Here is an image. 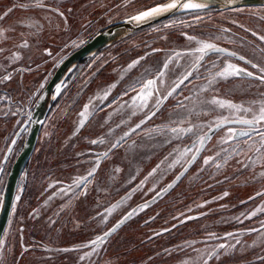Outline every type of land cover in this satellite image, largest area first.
I'll return each mask as SVG.
<instances>
[{
	"label": "rangeland",
	"instance_id": "374dc122",
	"mask_svg": "<svg viewBox=\"0 0 264 264\" xmlns=\"http://www.w3.org/2000/svg\"><path fill=\"white\" fill-rule=\"evenodd\" d=\"M60 1L0 0V204L27 130L3 163L7 148L21 124L29 120L58 64L120 18L170 0H86L88 5L79 11L72 7L69 19ZM208 8L183 10L173 15L178 17L114 42L63 79L19 179L0 240V264H264V146L249 125L237 122L217 127L223 118L251 119V113L207 104L217 98L257 110L264 102V82L254 77H216L209 83L229 63L254 76L264 75L259 71L264 67V40L260 39L264 9L221 12ZM50 14L54 20L62 21L63 15V21L65 17L78 23L75 31L68 20L67 25L53 26L55 36L61 37L63 27L68 26L72 30L69 38H74L45 52L38 34L47 31H42L48 21L43 16ZM24 38L30 41L23 43ZM197 41L238 54L208 52L195 63L201 55L196 51ZM240 55L245 60H239ZM188 72L192 75L179 83ZM147 80H155L156 85L147 107L140 108L138 95ZM174 88H190L189 97L181 99L184 94L179 98L175 93L171 103ZM157 99L162 101L158 108ZM255 127L264 131V124ZM173 128L178 132H172ZM189 128L191 132L180 131ZM200 137H206L203 144ZM71 158L81 167L88 164L87 170L74 172L75 182L83 185L82 196L101 199L102 206L92 212L99 211L98 220L100 215L106 227L95 244L98 237L90 240L87 236L93 233L75 236L70 242L57 234L58 241H50L37 234L38 228L33 236L27 226L29 219L43 216L40 184L45 181L46 188L54 176H63V167ZM209 174L223 176L211 182ZM110 182L128 186L118 196L116 190L103 189ZM97 187H102L101 194ZM224 216L233 222L221 226L218 221ZM29 233L32 244L39 247H28ZM67 249L73 252L68 254Z\"/></svg>",
	"mask_w": 264,
	"mask_h": 264
},
{
	"label": "water",
	"instance_id": "95a60500",
	"mask_svg": "<svg viewBox=\"0 0 264 264\" xmlns=\"http://www.w3.org/2000/svg\"><path fill=\"white\" fill-rule=\"evenodd\" d=\"M169 2H171V0L167 3ZM181 2H184V0H181ZM192 2L202 4L205 8L210 7L218 8L221 10L233 9L241 6L264 5V0H192ZM183 10L184 9H174L167 13H162L160 15L148 17L142 20L133 19V17L138 16L140 13L125 18L117 22L116 24L99 31L88 41H86L83 45H81L77 49L73 50L69 55H67L65 59L56 67L51 77L40 92L29 120H26L16 131L14 137L12 138L7 148L5 157L3 158L4 163L6 161L7 156L10 154L13 146L15 145L16 141L20 137L21 133L27 127V133L24 144L9 170L3 188L2 199L0 204V240L3 237L11 215L19 179L32 153L35 150L42 124L44 123L46 116L51 108L54 99L53 95L56 93L59 84L78 64L93 56L100 49H103L114 42H117L129 35H132L135 32L152 26L166 18L172 17L176 13L181 12ZM223 50L224 51L219 53L229 55L230 52L225 49ZM1 170L2 169H0V172ZM123 223L124 222L122 221L121 223L117 224L111 230V232H109L108 236H110Z\"/></svg>",
	"mask_w": 264,
	"mask_h": 264
},
{
	"label": "trees",
	"instance_id": "16d2710c",
	"mask_svg": "<svg viewBox=\"0 0 264 264\" xmlns=\"http://www.w3.org/2000/svg\"><path fill=\"white\" fill-rule=\"evenodd\" d=\"M83 62H81L80 64H82ZM174 89H175V91H173L174 97L171 100H168V101H171V103H173L175 99V95H176L175 93H177L178 97H179V94H184V97H182L181 99L185 98V96L189 97L190 88H187V89L174 88ZM169 119L170 117L166 116V120H169ZM90 132H92L93 134H96L94 131H90ZM169 142H172V141H169ZM69 157H72V156H69ZM76 160H77L76 158H71L69 162H66L65 166L63 167V176L62 174H60L57 178L56 176H54L53 181L51 183H47L46 188H44L45 181H44V185L40 184L39 197L40 195H43V196H41L38 199L40 200L42 207H43V210H42L43 216L38 218L36 221H35L36 217L31 218L29 219V223L27 224V226L28 225L30 226L29 230L33 232V236L35 234L34 233L35 228H38L37 234H39L41 237L43 236L44 239L50 240V241H58L56 237L57 234H61V236L58 235V237L62 241L66 240L70 242V240L73 239V237L83 236L86 233H93V234H87V236H89V239L93 240L94 235L96 237H99L100 233L103 232L104 228L106 227L105 223H101L102 218L100 215H99V220H98L97 214L99 211H97L96 213L92 212V210L95 209V207L102 206L101 199L99 197L88 199L87 195L85 197L82 196L81 187H83V185H81V182L79 183L75 182L76 177H74V172H77L79 169L87 170V167H88V164L86 167H81V165L76 164L78 162ZM47 162L48 161H45L43 165L46 164L45 166H47L48 165ZM45 166L42 167L41 171H43ZM90 168H92L91 165H90ZM135 171L130 175L132 183L134 182V179L132 180V178L135 175ZM48 174L50 175L51 172H49ZM222 176L223 175L213 177L212 174L211 175L209 174L208 179L211 182H213V181H217L218 179H221ZM204 177L207 179V176H204ZM66 179H67V182L65 183L64 181ZM70 180L74 182L71 181L70 183H68V181ZM110 183H113V184L108 183L104 186L103 189L105 190L112 189L113 192L114 190H116L118 196L122 195L128 186V183H123V184H120L121 182L120 183L110 182ZM85 189H87V187ZM96 189L101 194L100 189H102V187H97ZM67 191H69L68 195L65 194ZM75 192H77V194ZM31 197L32 196L30 194L28 196V199H30V207L31 205H33L31 201L32 199ZM108 201L109 200H107V202ZM105 205L104 207H106ZM77 212L82 214V216L79 217ZM232 222L233 221L227 218V216H224L218 221V223L221 226L229 225ZM31 236L32 235L29 233L27 239L29 241L30 246L28 245V247H39L37 244H34V245L32 244L34 243V239ZM71 252L73 251H69L67 249L68 254H70ZM62 254H63V250H62ZM26 259L27 260H25V262L27 263L28 258ZM49 259L51 258H48V260Z\"/></svg>",
	"mask_w": 264,
	"mask_h": 264
},
{
	"label": "snow or ice",
	"instance_id": "6c2138e0",
	"mask_svg": "<svg viewBox=\"0 0 264 264\" xmlns=\"http://www.w3.org/2000/svg\"><path fill=\"white\" fill-rule=\"evenodd\" d=\"M204 7V5L199 4V3H194L192 2V0H184V2H181V0H171V2L166 3V4H160L148 11L142 12L140 13L138 16L133 17V19L135 20H142L148 17H154L157 15H160L162 13H167L169 11H172L174 9H184V10H188V9H199ZM9 11H11V9H9ZM5 15H7V13H5ZM0 19H3V17H0ZM262 19H264V17H262ZM253 35H255V33H253ZM195 39L194 37H189V40H193ZM261 40H264V36L260 37ZM197 43L199 44V47L196 49L197 52L201 53V55L196 59L195 63H199L200 60L204 59V55H206L208 52H222L224 51L223 49L217 48L214 44L211 43H207L204 41H197ZM179 55V54H177ZM229 55L232 56H236V53H229ZM239 60H245L244 56H239L238 57ZM247 63H252L251 61H246ZM138 63V61L133 62V64ZM133 65H130L129 67L131 68ZM168 64L166 63L164 65V68H167ZM253 68H257L259 67L257 64H252ZM259 71L261 73H264V67H260ZM241 74H244L245 76L248 77H254L255 79H259L262 82H264V75L261 76H254V73L246 71V69L238 67L235 64H227L226 67H224L223 71H220L218 73H216L213 77L212 80L209 81V83H213L216 79V77H219L221 79H228L229 77H237L240 76ZM161 77L164 75L163 72L160 73ZM192 73L188 72L183 79L180 80L179 83H183L184 80H187L189 76H191ZM156 85V81L155 80H147L145 83H143L141 89H140V94L138 95V99L141 101V103L139 104L140 108H144L147 107L148 105V100L149 98H151L153 96V91L152 89L154 88V86ZM179 86V84H177V87ZM59 90V89H58ZM173 91H175V89H173ZM168 95H172V92H169ZM167 97H164V99H166ZM162 101L160 99L156 100V106L158 108V106L160 105ZM135 103V101H134ZM208 104L219 107L221 109H229L230 111H234V112H244V113H251V119H242V120H229L228 118H223L218 124L217 127H219L221 124H227V123H242V124H246L249 125L250 128L253 131H257L261 142H262V146H264V131L259 130L258 128H256V125H260V124H264V102L260 103V106L257 110H253L251 107H247L245 108L243 105H239V104H235L231 101H226L223 99H217V98H213L209 101H207ZM87 107V106H86ZM135 114V113H133ZM81 115H85V113H81ZM152 115H155V112L152 113ZM150 118V117H149ZM81 124H83V121H81ZM140 125H137V127H139ZM172 132H178V130L176 128H173L171 130ZM180 131H188L191 132L192 129H186V130H180ZM231 132V129L229 130ZM247 134V133H245ZM206 139V137H200L199 138V142L201 144L204 143V140ZM93 143H95V141H93ZM197 151H199V149H197ZM257 151H259V149H257ZM193 160L195 159V156H193L192 158ZM191 162V161H189ZM208 163V160H205V164ZM91 175V173H90ZM264 175V174H262ZM169 187H171V185H169ZM225 195H227V193H225ZM17 199H19V197H17ZM131 215V213L129 214ZM253 215H255V213H253ZM127 218V217H126ZM107 235V233L105 234ZM231 235V234H229ZM101 238H97V241H93L92 243L95 244L97 243ZM221 247H223V245H221Z\"/></svg>",
	"mask_w": 264,
	"mask_h": 264
},
{
	"label": "crops",
	"instance_id": "0c3cea01",
	"mask_svg": "<svg viewBox=\"0 0 264 264\" xmlns=\"http://www.w3.org/2000/svg\"><path fill=\"white\" fill-rule=\"evenodd\" d=\"M68 1H70V2H68ZM60 4L63 5V11H65V16L68 13V19L70 16L69 14L73 13L71 10L72 7H76L75 9H78V11H79V9H82L81 7H85L87 5L86 0H61L60 2H58V5H60ZM81 5H84V6H81ZM46 11L47 10H45V13H48ZM94 11H96L97 13L99 12V5L97 6V8H94ZM62 14H63V12H62ZM98 15H100V13ZM98 15H96V17H98ZM32 17L34 18V20H37V17H34V16H32ZM43 17L45 19H48V21L43 23V24L47 23L48 28L46 27V28L42 29L43 32L45 30H47V31H45L44 33L38 34L39 35L38 39L41 40V47L43 48V50H45V52L47 51V49H55V48L60 47L61 45L64 46V44H66L67 42H69L71 39L74 38V36L69 38L70 35L72 34V30L69 29L68 26L70 25L72 27L73 31H75L77 29V23L78 22L73 23V21L71 22L68 19H66L65 17H64V21H63V15H61V17H60L62 21L54 20V17L52 19L51 14L46 15V16L44 15ZM67 22H68V26L63 27L61 37L55 36L54 33L53 34L51 33L53 26L55 27L57 24H63L64 25L65 23L67 25ZM75 24H76V27H75ZM48 32H50V35ZM42 35H43V37H42ZM29 41L30 40H26L24 38V40L22 42L27 43ZM34 41H35V37L32 38V42H34Z\"/></svg>",
	"mask_w": 264,
	"mask_h": 264
},
{
	"label": "flooded vegetation",
	"instance_id": "af4514ba",
	"mask_svg": "<svg viewBox=\"0 0 264 264\" xmlns=\"http://www.w3.org/2000/svg\"><path fill=\"white\" fill-rule=\"evenodd\" d=\"M104 1H107V0H104ZM88 5V4H87ZM108 7V5L105 7V8H103L102 6L100 7V8H103V9H106ZM256 8H263L264 9V5H250V6H241V7H236V8H233V9H226V10H221V9H218V8H208V10L209 11H221V12H230V11H235V10H248V9H256ZM107 12H109V11H107ZM131 16V15H130ZM179 16V15H178ZM178 16H173V17H169V18H166V19H164V20H162V21H160V22H158V23H156V24H154V25H152V26H155V25H157V24H160L161 22H164V21H166V20H168V19H170V18H174V17H178ZM127 17H129V16H127ZM127 17H124V18H120L119 20H117L116 22H114V23H112L111 25H114V24H116L117 22H119V21H121V20H123V19H125V18H127ZM110 25V26H111ZM152 26H149V27H152ZM109 27V26H108ZM149 27H147V28H149ZM147 28H145V29H147ZM103 29H105V28H103ZM102 29V30H103ZM145 29H143V30H145ZM143 30H140V31H143ZM101 31V30H100ZM139 31V32H140ZM239 43H240V41H239ZM241 45V44H240ZM240 45H239V47H240ZM243 46V45H242ZM244 47V46H243ZM242 47V50H244V48ZM218 48V47H217ZM104 49V48H103ZM220 49H225V48H220ZM102 49H100L99 51H101ZM226 50V49H225ZM99 51H97V52H99ZM227 51L228 52H230V53H232V50H228L227 49ZM244 53V52H243ZM238 54V53H237ZM241 56V55H240ZM59 65V64H58ZM56 69V68H55ZM54 72V71H53ZM51 77V76H50ZM49 80V79H48ZM47 83V82H46ZM45 86V85H44ZM42 91V90H41ZM39 96V95H38ZM38 98V97H37ZM37 101V100H36ZM36 103V102H35ZM35 106V105H34ZM34 108V107H33ZM32 111H33V109H32ZM50 112V111H49ZM49 112H48V114H49ZM32 113V112H31ZM47 114V115H48ZM46 118H47V116H46ZM26 121V120H25ZM24 121V122H25ZM23 122V123H24ZM22 123V124H23ZM21 124V125H22ZM19 129V128H18ZM24 130H27V127L24 129ZM23 130V131H24ZM22 134V133H21Z\"/></svg>",
	"mask_w": 264,
	"mask_h": 264
}]
</instances>
